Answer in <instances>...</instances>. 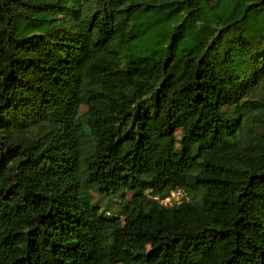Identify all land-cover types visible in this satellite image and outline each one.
<instances>
[{
    "label": "trees",
    "instance_id": "obj_1",
    "mask_svg": "<svg viewBox=\"0 0 264 264\" xmlns=\"http://www.w3.org/2000/svg\"><path fill=\"white\" fill-rule=\"evenodd\" d=\"M0 264H264V0H0Z\"/></svg>",
    "mask_w": 264,
    "mask_h": 264
},
{
    "label": "rangeland",
    "instance_id": "obj_2",
    "mask_svg": "<svg viewBox=\"0 0 264 264\" xmlns=\"http://www.w3.org/2000/svg\"><path fill=\"white\" fill-rule=\"evenodd\" d=\"M85 111V106H81L80 109H79V112L80 113H83ZM93 195H94V199L95 201L100 205L101 207V210H106V209H110L111 212H118V210L121 208L122 204H123V201L119 200L118 198L116 197H106V196H100V195H96L94 192H93ZM130 196H131V193L130 192H127L126 193V199H130ZM189 195L187 193H184V195L181 197V201L183 200H189ZM200 198L199 195H197L195 197V200H198ZM162 205L164 206H168L169 203L166 202H160Z\"/></svg>",
    "mask_w": 264,
    "mask_h": 264
},
{
    "label": "built area",
    "instance_id": "obj_3",
    "mask_svg": "<svg viewBox=\"0 0 264 264\" xmlns=\"http://www.w3.org/2000/svg\"><path fill=\"white\" fill-rule=\"evenodd\" d=\"M184 193L186 192L183 189H176L172 191L170 194L166 195L164 198H162L160 202H164V203L168 202L169 203L168 206L175 204V203H180L182 202L180 199L184 195Z\"/></svg>",
    "mask_w": 264,
    "mask_h": 264
}]
</instances>
